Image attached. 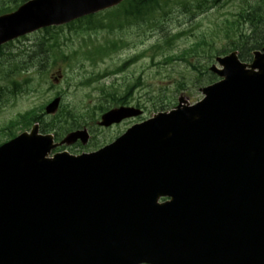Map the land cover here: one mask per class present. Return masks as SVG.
<instances>
[{
    "label": "water",
    "instance_id": "1",
    "mask_svg": "<svg viewBox=\"0 0 264 264\" xmlns=\"http://www.w3.org/2000/svg\"><path fill=\"white\" fill-rule=\"evenodd\" d=\"M122 1L29 2L0 17V44ZM254 55L217 58L221 80L201 102L182 97L98 152L48 158L56 145L38 126L2 145L0 264H264V53ZM139 115L114 110L100 125ZM78 139L89 134L62 144Z\"/></svg>",
    "mask_w": 264,
    "mask_h": 264
},
{
    "label": "rangeland",
    "instance_id": "2",
    "mask_svg": "<svg viewBox=\"0 0 264 264\" xmlns=\"http://www.w3.org/2000/svg\"><path fill=\"white\" fill-rule=\"evenodd\" d=\"M262 2L160 0L153 13L137 16L129 23L122 12L124 6H120L111 24L107 19L109 12L103 14V19L95 20L103 21L104 29L66 28L54 32L59 48L53 49L68 56L57 62V58L53 61L42 53L47 48L42 50L39 46L45 41L44 34H33L18 42L0 57V144L10 137L1 129L31 109L52 125L69 111L79 119L78 125H91L89 144L71 149L80 153L112 142L157 110L175 107L180 96L191 104L200 101L204 96L200 89L213 79L208 68L214 58L227 55L236 44L239 15ZM244 23L239 30L247 32L248 25ZM174 36L178 37L172 40ZM113 41L121 44L114 47ZM194 44H199L196 54H189L186 60L176 58ZM85 48L93 56L87 55ZM97 48L105 49L101 52L104 54ZM51 49L47 48L48 53ZM60 74L62 79L55 83L54 78ZM104 74L109 75L83 85L90 77ZM57 93L62 97L60 109L55 115H48L45 108ZM122 104L143 106L144 117L109 128L97 125L104 113ZM58 121L57 127H61ZM17 127L12 132L19 133Z\"/></svg>",
    "mask_w": 264,
    "mask_h": 264
},
{
    "label": "trees",
    "instance_id": "3",
    "mask_svg": "<svg viewBox=\"0 0 264 264\" xmlns=\"http://www.w3.org/2000/svg\"><path fill=\"white\" fill-rule=\"evenodd\" d=\"M25 1L26 0H0V14L11 11L12 9H14V7ZM11 4L13 5L11 6ZM159 4L160 0H133L128 4L129 7L125 10V13L132 17L142 16L144 14L153 13L159 7ZM102 22L103 21H97V23L101 27H103V25L101 24ZM237 22L240 23L238 25L239 36L237 37L236 44L232 49L240 50V57L246 59L248 57H251V52L253 50L260 49L264 46V2L258 3L256 6H251L249 11H244L243 13H241ZM241 22H245V26L248 25L247 32H243L244 29H242V31L239 30L240 27H243ZM176 38L177 36H174L172 37V40ZM198 49L199 44H194L176 58L186 60L189 54H196L198 52ZM192 66L197 70L194 65ZM214 79L215 77H213L212 80ZM212 80L209 83H212ZM102 111H104L103 108ZM35 113L36 111L31 110L23 114L21 117L19 116L17 120L11 122L8 126H6V129L4 131L10 133V138L15 137L17 133L12 132V129L16 128L17 126L20 127L19 131L27 129L34 121L39 119ZM54 118L55 117L51 119ZM61 120H64L65 123L61 122ZM56 121L53 125L49 123H46L45 125H52L53 127H56ZM78 121L79 119L69 111L65 116H61L60 122H58L62 124L61 130H65V132H67L69 131V128H73L78 123Z\"/></svg>",
    "mask_w": 264,
    "mask_h": 264
}]
</instances>
